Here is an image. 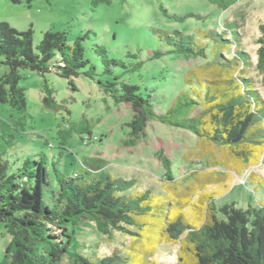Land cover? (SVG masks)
Segmentation results:
<instances>
[{"label": "rangeland", "instance_id": "obj_1", "mask_svg": "<svg viewBox=\"0 0 264 264\" xmlns=\"http://www.w3.org/2000/svg\"><path fill=\"white\" fill-rule=\"evenodd\" d=\"M189 14L195 17H187ZM234 20L239 22L243 48L255 66L261 46L260 27L264 25V0H240L227 11L209 0H111L97 6L93 0H0V23L20 32L32 28L35 47L49 31L66 33L70 45L87 35L82 45L90 65L83 71L93 67L96 73L94 79L80 75L71 84L55 72L42 78L31 70H20L26 113L0 102V136L14 137V149L5 158L9 174H16L25 161H40L44 156L49 192L58 190L55 163L68 178L80 174L86 165L98 166L114 178L133 180L129 194L151 191L155 197L151 206L158 218L145 219L149 226L138 233L140 237L115 232L110 239L100 234L94 223H83L77 238L84 255L94 251L100 258L120 254L129 264L133 257L154 264H179V242L156 244L164 217L174 220L182 215L197 228L208 219L207 208L212 204L216 208L235 204L243 210L264 206V153L260 162L235 172L221 160L224 153H205L204 143L195 134L153 121L147 122L145 139L136 146H125L133 109L117 104L103 87L118 82L115 77L119 76V82L139 87L155 110L165 113L177 95L188 88L190 75L202 89L199 84L211 74L202 78L195 73L207 65V60L169 53L171 49L159 31H181L184 35L198 30L221 32L226 21ZM96 46H103L109 59L123 61L126 68L111 67L112 74L105 73L101 58L94 52ZM8 72L9 68L0 64V76ZM250 76L264 100V76L255 67ZM45 83L53 92L56 109L44 105ZM88 123L89 133H82L81 128ZM60 131H71L65 146L61 145ZM87 134L91 136L83 142ZM11 240L0 226V264H10L6 248ZM152 248L155 251L147 256ZM62 264L72 262L66 256Z\"/></svg>", "mask_w": 264, "mask_h": 264}, {"label": "trees", "instance_id": "obj_2", "mask_svg": "<svg viewBox=\"0 0 264 264\" xmlns=\"http://www.w3.org/2000/svg\"><path fill=\"white\" fill-rule=\"evenodd\" d=\"M110 1L93 0V4ZM239 1L209 0L222 11ZM237 20L226 21L221 32L198 30L196 34L184 35L181 31H159L160 38L171 49L169 53L207 60V65L195 73L202 78L206 73L211 74L199 84L202 89L196 87L192 81L194 75H190L188 88L177 95L165 113H158L139 87L119 82V76L115 77L119 83L103 85L105 93L117 104H127L133 109L125 146H136L145 139L147 122L153 121L195 134L204 143L205 153L211 156L224 153L221 160L227 162L229 170L242 172L260 162L264 153V100L250 72L255 67L264 76V25L260 27L261 46L254 66L243 48ZM33 34L32 28L20 32L0 23V64L9 68L8 74L0 76V102L23 114L27 103L25 91L19 85L20 70H31L42 78L55 72L70 83L80 75L90 79L96 75L93 67L83 71L90 65L82 45L87 35L70 45L66 33L49 31L35 47ZM94 52L101 58L105 73L112 74L111 67L126 68L123 61L109 59L103 46H96ZM44 94V105L56 109L47 83ZM197 110L199 113L193 116ZM89 127L90 123L81 128L82 133H89ZM59 134L61 145L65 146L71 131ZM12 149L14 137L1 135L0 226L12 237L6 248L10 264H62L66 256L72 264H129L120 254L100 258L93 251L84 255L80 252L82 246L77 233L83 223L91 222L100 234L110 239L115 232L140 237L138 233L147 231L149 226L145 219L158 218L152 213L155 197L151 191L129 194L135 184L133 180L114 178L93 165H86L80 174L68 178L53 163L58 190L49 192L45 157L40 161H25L11 175L5 158ZM167 177L172 180L169 172ZM207 218L196 228L182 215L174 220L164 217L156 244L179 242L182 259L179 264H264V206L243 210L235 204L221 208L212 204L207 208ZM154 251L152 248L146 255ZM131 260L132 264H154L136 257Z\"/></svg>", "mask_w": 264, "mask_h": 264}]
</instances>
